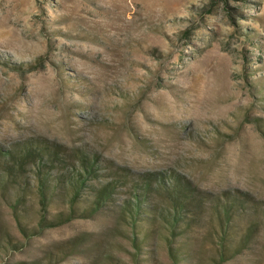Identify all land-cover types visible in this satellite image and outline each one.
<instances>
[{"label":"rangeland","instance_id":"rangeland-1","mask_svg":"<svg viewBox=\"0 0 264 264\" xmlns=\"http://www.w3.org/2000/svg\"><path fill=\"white\" fill-rule=\"evenodd\" d=\"M40 57L32 72L5 64ZM262 79L264 0H0L4 147L44 137L264 201V90L252 89ZM30 206L33 227L37 198ZM195 236L185 264H209L215 247ZM74 239L84 244L64 258ZM153 248L143 264H173L165 244ZM130 250L127 227L107 214L26 240L0 197V264H129ZM226 264H264V231Z\"/></svg>","mask_w":264,"mask_h":264},{"label":"trees","instance_id":"trees-1","mask_svg":"<svg viewBox=\"0 0 264 264\" xmlns=\"http://www.w3.org/2000/svg\"><path fill=\"white\" fill-rule=\"evenodd\" d=\"M5 64L14 71L32 72L44 67V59ZM252 89L261 93L264 80ZM258 127L264 137V124ZM0 197L26 240L74 220L116 215L128 229L129 264L152 263L155 243L167 246L173 264L191 263L195 234L202 231L215 247L209 264H226L250 251L264 231V201L241 192L206 193L176 172L134 171L98 152L71 151L44 137L9 147L0 144ZM32 197L37 198L39 211L30 227L26 225L32 217ZM51 208L57 211L51 214ZM70 244L60 250L64 258L77 253L84 240Z\"/></svg>","mask_w":264,"mask_h":264}]
</instances>
